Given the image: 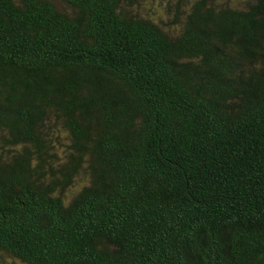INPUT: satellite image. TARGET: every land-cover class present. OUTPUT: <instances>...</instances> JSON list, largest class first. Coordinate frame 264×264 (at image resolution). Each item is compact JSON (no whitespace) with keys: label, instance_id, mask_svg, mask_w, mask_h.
Returning a JSON list of instances; mask_svg holds the SVG:
<instances>
[{"label":"trees","instance_id":"16d2710c","mask_svg":"<svg viewBox=\"0 0 264 264\" xmlns=\"http://www.w3.org/2000/svg\"><path fill=\"white\" fill-rule=\"evenodd\" d=\"M153 1L0 0V264H264V0Z\"/></svg>","mask_w":264,"mask_h":264},{"label":"rangeland","instance_id":"374dc122","mask_svg":"<svg viewBox=\"0 0 264 264\" xmlns=\"http://www.w3.org/2000/svg\"><path fill=\"white\" fill-rule=\"evenodd\" d=\"M153 6H155V7L157 8V6H159V4L154 0V1H153ZM153 6L151 7V8H152L151 10H155V9L153 8ZM157 9H158V8H157ZM161 12H163V10H162Z\"/></svg>","mask_w":264,"mask_h":264}]
</instances>
